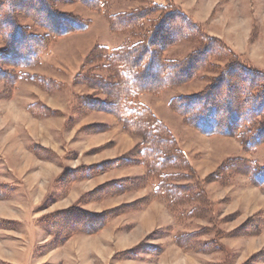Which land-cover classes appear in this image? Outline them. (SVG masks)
Here are the masks:
<instances>
[{
    "label": "rangeland",
    "instance_id": "1",
    "mask_svg": "<svg viewBox=\"0 0 264 264\" xmlns=\"http://www.w3.org/2000/svg\"><path fill=\"white\" fill-rule=\"evenodd\" d=\"M104 3L13 0L9 17L0 0V264H264V141L251 150L191 116L213 106L224 125L236 98L246 113L235 66L258 69L263 93L264 0ZM74 21L88 29L56 33ZM153 30L135 99L167 125L161 168L159 140L118 112L127 81L109 55ZM29 43L45 51L19 79L4 55Z\"/></svg>",
    "mask_w": 264,
    "mask_h": 264
},
{
    "label": "trees",
    "instance_id": "2",
    "mask_svg": "<svg viewBox=\"0 0 264 264\" xmlns=\"http://www.w3.org/2000/svg\"><path fill=\"white\" fill-rule=\"evenodd\" d=\"M6 2V10L9 12V17H13V14L11 12V9L9 7L12 5L13 0H4ZM105 0H91L92 5L95 7H101L104 6ZM159 6V4H158ZM159 7H162L161 5ZM146 13V12H145ZM143 13V14H145ZM139 18V17H138ZM131 19V20H130ZM136 19V15L130 14L128 18H122V20L127 24L130 25L132 24V20ZM11 20L15 23L14 19L11 18ZM137 20V19H136ZM140 20V19H139ZM76 22V23H75ZM73 23L76 24L73 28H68L64 27L61 28V30H57L58 32L63 34H70V33H75V32H80L83 30L88 29V24L81 23L74 21ZM17 31L21 30V27L19 25H15ZM4 28V27H3ZM159 30V28H158ZM5 34L8 36L14 38V32L13 35L11 34V28H4ZM157 31V30H156ZM11 34V35H10ZM22 37V36H20ZM19 37V38H20ZM159 33L153 32L149 36V41H145L147 44L146 46L141 43H143V40L140 42H137L135 44L133 43H127L124 44L121 47H116L115 49H111L112 51L109 52V55L111 58L114 59V62L118 63L119 67V72L122 75V77L127 81L125 87L123 88V93L120 98V104H119V113L120 115L124 114L127 118L128 121L131 123L135 122L132 125H139L140 127H143L144 129L147 130L148 137L150 136L149 140L150 142L158 141L154 147L149 148V152L152 153L151 160L153 164L156 166V168H161L164 166L165 158L160 155V149L161 152L164 153V148L163 147H158V144L161 145L164 143V139H160V135H158V126L161 128V126H164V122L156 118L157 116L151 112L149 109L148 105L141 104L139 101H137L136 95L142 92L145 89V85L142 86L140 83L142 80V75L139 73V61L140 64L142 62H145V57H147L150 54H153L155 50L147 52V48L149 49L150 44H159ZM22 43H26V38H21ZM144 42V43H145ZM143 46L142 51L138 53L139 47ZM23 47V45H22ZM106 49H110L107 46H104ZM44 47L37 46L35 47L34 44L29 43L25 44L23 48H20L17 50L12 49L11 52L8 54L4 55V58L7 59V61L11 62V64L18 69V78L22 79V74L24 68H28L31 66L36 65L39 62V58L44 52ZM136 55H135V54ZM133 54V57L135 58L133 61L131 56ZM147 54V56H145ZM151 58L152 57H148ZM138 61V62H137ZM148 62V61H147ZM155 66L154 70L158 69L156 68V65H160V63L154 62ZM151 66V63L148 62L146 65L147 67ZM233 66L231 65L230 67L226 68L225 70V75L231 74V68ZM237 68V71L241 73L242 78H248L250 85L247 88V90H243V94L246 95V102L250 104L248 107H246L244 113V109L242 108V105H240V99H234L236 100V103H233V107L231 108V105L227 107L228 111L230 112V122L226 124H220L217 116V109L212 106V109L210 107L203 108V106H197L196 110H194L191 115L192 117H195V122L194 124L197 126L199 130H202L206 134H211V133H217V134H227L233 132V130L236 132L237 137H239L243 143L245 144L246 147L250 148L251 150L256 149L260 143L264 141V125L263 124H258L256 128H253L254 119L261 118L263 116L262 114L264 111V89L263 93H259L258 91V86H260V71L258 69H253V68H242L241 66H235ZM234 67V68H235ZM25 74V73H24ZM233 79H236V75L232 74L230 76ZM146 78V77H145ZM241 78V76H240ZM238 81V79H237ZM238 81L237 83H239ZM166 83V82H165ZM164 82L162 83L163 85L165 84ZM240 85V84H239ZM252 86V87H250ZM239 98V97H238ZM207 100V99H206ZM232 101V99H231ZM206 104V103H205ZM204 104V105H205ZM207 106L209 103H207ZM213 105V104H212ZM214 108V109H213ZM212 112H215V115H213ZM189 119L191 118L189 114L186 115ZM260 122V121H259ZM167 127V125H165ZM235 127L237 128L235 130ZM160 130V129H159ZM157 133V134H156ZM156 139V140H155ZM163 142V143H162ZM156 156V157H155ZM154 159V160H153ZM251 163H255L252 162ZM256 176L261 180V184H264V166H262L260 169L258 168ZM157 187H160L159 185Z\"/></svg>",
    "mask_w": 264,
    "mask_h": 264
}]
</instances>
